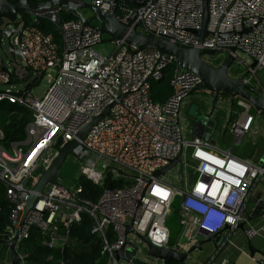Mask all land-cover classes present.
<instances>
[{
    "label": "built area",
    "instance_id": "1",
    "mask_svg": "<svg viewBox=\"0 0 264 264\" xmlns=\"http://www.w3.org/2000/svg\"><path fill=\"white\" fill-rule=\"evenodd\" d=\"M92 3L116 11L123 23L138 25L144 33L185 47L215 50L211 61L206 59L209 55L205 56L215 66L233 55L235 76L248 73L245 82L264 89V82L258 78L264 71V0H209L208 35L203 42L195 33L203 25V0ZM25 11L21 15L24 31L18 43L23 62L7 63L0 51V86H11L0 89V102L17 104L32 113L25 127L26 137L14 142L11 150L4 147L6 136L0 129V183L6 190L12 221L0 238L12 239L18 230L19 246L38 227L48 235L45 245L63 247L65 239L60 227L68 232L87 213L94 220L91 232L103 240L101 256L109 255L111 262L119 264L115 251L128 237L138 244L135 251L149 263L163 264L147 255L136 234H127V225L132 224L142 235L148 234L157 247L170 246L168 219L177 196L181 197L180 235L191 242L226 227L238 229L241 224L249 239L264 231V226H252L246 214L251 191L264 176V166L189 135L184 106L192 89L201 82L199 75L177 65L171 79L173 94L164 103L154 102L152 82L163 78L164 71L175 62L173 57L155 49L140 50L123 41L114 43L116 49L111 55L103 56L95 49L103 43V35L77 16L66 19L65 15L74 14L64 7ZM48 25L60 33V44L46 31ZM239 66L245 68L244 72L238 73ZM49 71V86L43 96H37L32 88ZM17 83L25 84L24 89L14 91L12 86ZM109 106V113L74 149L80 162L81 176L77 178L86 177L102 188L98 200L86 199L82 185L71 187L59 180L38 194L18 227L39 178L37 168H47L57 154L54 146L68 145L92 117L101 115ZM218 106L228 109L226 130L240 145L257 118L253 105L244 98L231 97L220 99ZM235 106L242 110L235 112ZM234 113L238 116L232 119ZM179 155L182 162L163 176L154 175ZM108 175L122 181L123 186H108ZM109 227L116 235L113 242L108 237ZM227 241L232 242L230 238ZM21 260L27 264L26 256L21 255ZM60 264L69 263L62 259ZM219 264L236 263L224 259Z\"/></svg>",
    "mask_w": 264,
    "mask_h": 264
},
{
    "label": "water",
    "instance_id": "2",
    "mask_svg": "<svg viewBox=\"0 0 264 264\" xmlns=\"http://www.w3.org/2000/svg\"><path fill=\"white\" fill-rule=\"evenodd\" d=\"M203 1V25L200 30L195 31L200 37V42H203L204 38L208 35L207 24L209 20V0ZM132 3L136 4L135 2ZM47 6L64 7L66 10L72 12L83 22L84 25L92 26L97 29L103 35L102 42L116 43L123 41L128 45L137 46L140 50H158L161 54L173 57L175 63L181 69L189 70L199 75L201 82L192 89L190 95L196 92H202L206 96L202 98V107L206 110L202 111L201 109L200 111L192 112L194 123L191 131L195 133L196 137L201 138L212 145H216L218 140L215 137L214 132L209 133L208 129L213 131L220 129L219 120L214 118L213 115L218 111V102L223 96L244 98L249 101L257 111L264 113V89L247 84L245 79L248 73L242 74L238 77L231 74L230 70L233 66L234 60L233 55H229L219 66H215L205 59L206 55H214L215 50L202 47H185L181 46L176 41L144 33L138 29V25L131 27L130 25L123 23L118 18L116 11L104 10L101 7L95 6L92 3V0H86L83 2L71 0H18L16 2H11L10 0H0V35H5L7 37L16 35V41L19 43L24 31V27L21 25V12L25 10L41 9ZM84 9L91 12L90 16H86L83 13L82 10ZM10 52L22 56L20 49H15L13 45H10ZM253 65H255V63ZM5 69L7 68L5 67ZM208 96H212L213 98L210 110H208V105L210 104ZM110 108L111 106L107 107L101 115L92 117L91 121L77 133V137L68 145L65 147L54 146L57 154L51 164L47 168H37L39 178L33 187V192L27 199L18 227L24 223L29 211L33 208L38 198V194L41 193L47 185L59 182V171L64 165L66 159L70 155L75 156L74 149L88 137L91 129L98 124L103 116L109 113ZM206 111L209 112L207 113ZM195 128H197L198 131H196ZM179 162H182L181 155L171 161L166 167L157 170L154 175L163 176L168 170L173 169ZM118 171L123 173L121 169H118ZM180 176L181 178L183 177L182 163ZM178 199L177 196L173 203L174 216L172 220H170L172 226L170 227L168 223L171 231L170 240L176 238L182 227L179 221L181 200ZM240 227L244 228V224H241ZM228 229L229 227H226L219 233L213 234L209 237L200 236V238L184 248L173 245L168 247H157L148 239V234L142 235L136 232L132 224L127 225V234L134 233L139 237L142 244L145 246L146 253L149 257L159 259L163 264H184L196 251L202 250L206 243L213 242L216 245V248H218V245L225 240L224 234ZM18 240V230L12 239L0 238V244L7 245L11 252L12 257L10 264H22L21 254L18 250ZM128 247H133L137 250L138 244L126 237L121 248L115 251L117 262H131V258L126 253ZM249 252L252 257H255L256 254H261L264 258V253L253 247L251 243L249 244ZM262 262V264H264V260H262Z\"/></svg>",
    "mask_w": 264,
    "mask_h": 264
},
{
    "label": "trees",
    "instance_id": "3",
    "mask_svg": "<svg viewBox=\"0 0 264 264\" xmlns=\"http://www.w3.org/2000/svg\"><path fill=\"white\" fill-rule=\"evenodd\" d=\"M10 1L16 2L18 0ZM25 14L26 11L21 12V15ZM65 17L66 19L76 18L75 15H65ZM46 31L53 35L56 43H61L60 33L54 26L48 25ZM176 66L177 64L174 62L164 71L162 79L152 82L151 97L154 102L164 103L173 94L174 89L171 86V79ZM0 111L6 114V138L11 137L14 141L24 139L26 137L25 127L32 119L31 111L8 101L0 102ZM77 184L82 185L84 189L83 196L94 202L98 200L102 193V188L86 177H81L77 181ZM106 184L111 187L123 186L122 181L112 180L111 175H108ZM9 205L5 187L0 183V233H5L7 227L12 226ZM173 216L174 212L168 219L170 227L172 226L170 220H172ZM93 224V218L87 213H83L82 221L73 225L68 232L61 226L60 235L64 236L65 243L63 247L55 248L45 245L48 235H44L38 227H34L31 236L19 244L18 250L21 255L26 256L27 264H60L62 259L66 260L69 264H109L111 263L110 256H101L103 247L102 238L91 232ZM181 228L178 234L181 233ZM108 230L109 240L113 242L116 235L112 227H109ZM1 238L7 239V236H2ZM170 244H173L172 241H170ZM10 258L11 252L8 250V246L0 244V264H10Z\"/></svg>",
    "mask_w": 264,
    "mask_h": 264
},
{
    "label": "crops",
    "instance_id": "4",
    "mask_svg": "<svg viewBox=\"0 0 264 264\" xmlns=\"http://www.w3.org/2000/svg\"><path fill=\"white\" fill-rule=\"evenodd\" d=\"M263 73V71L259 72V74ZM233 75H235L234 72ZM258 78H260V75ZM203 97L206 96L202 92H196L190 95L185 101L184 115L189 127L190 136H195V133L191 131L194 123L192 112L200 111L201 109L202 111L206 110L202 107ZM208 98L210 101L208 110H210L213 98L212 96H208ZM229 98L231 97L223 96L222 100H227ZM191 107H193V111H191ZM217 108L219 109L216 111L217 113H214L213 117L219 120L220 129L216 131L208 129L209 133L214 132L218 140L217 144L213 146L220 150H230L236 156L247 159L256 165L264 166V113L256 110L255 113L257 118L252 131L243 139L240 145H236L233 135L226 130L229 118L228 109L221 108L220 106ZM206 112L208 113L209 111ZM237 116L238 114H233L232 119H235ZM195 130L198 131L197 128H195ZM260 179L261 181H258L251 191L246 210L249 223L257 228L264 226V176ZM244 228L239 226L238 229L227 230L224 234L225 240L218 245V248H216L213 242L206 243L202 250L196 251L184 264H219L224 259L236 264H262V260H264L263 256L261 254H256L255 257H252L249 252V244L251 243L253 247L264 253V231L253 239H249L244 233ZM227 237L230 238L232 242L227 241ZM172 242L173 246L184 248L194 241L191 242L186 236L177 234ZM126 253L131 258V262L120 261L119 264H151L143 255L137 253L133 247H128ZM109 264L114 263L111 262Z\"/></svg>",
    "mask_w": 264,
    "mask_h": 264
},
{
    "label": "rangeland",
    "instance_id": "5",
    "mask_svg": "<svg viewBox=\"0 0 264 264\" xmlns=\"http://www.w3.org/2000/svg\"><path fill=\"white\" fill-rule=\"evenodd\" d=\"M83 13L86 16H90L91 12L87 9L82 10ZM10 45H13V47L15 49H18V43L16 41V35H13L12 37H7V36H3L0 35V51L2 52V55L4 56L5 60L7 61V63H9L10 61H18V62H23V57L21 55L18 54H14L10 52ZM95 49L102 54L103 56H109L111 55L115 49H116V45L112 42H103L98 44ZM208 61H211V57L207 56L206 58ZM245 68L243 66H239L238 68V73H242L244 72ZM264 72V71H263ZM52 74L51 71H49L48 73H46V75L44 76V78L42 80H40L38 83H36L33 88H32V92L35 93L37 96H43L44 92L46 91V89L49 86V80L50 77L49 75ZM261 80L264 82V73L263 74H259ZM15 86H12V89L14 91L16 90H23L24 89V85L23 83H17L14 84ZM11 87L10 85L7 86H0V89H5ZM191 111H193V107L190 108ZM242 110V108L235 106L234 107V111L235 112H240ZM253 113L256 112V109L253 108L252 109ZM236 114V113H234ZM5 122H6V114L2 111H0V129H2L5 132ZM6 133V132H5ZM16 142L14 140H12L11 137L6 138L3 141V145L6 149L11 150L13 148V143ZM80 162L77 161V159L75 158V156L70 155L64 165L62 166L61 170L59 171V180L61 182H64L65 184L73 187L77 184V181L79 180L78 178L81 176L80 172ZM78 175V178H77ZM178 200H181V198L178 196ZM173 241V240H170ZM173 243V242H172ZM172 245V244H170ZM5 261V260H4Z\"/></svg>",
    "mask_w": 264,
    "mask_h": 264
},
{
    "label": "flooded vegetation",
    "instance_id": "6",
    "mask_svg": "<svg viewBox=\"0 0 264 264\" xmlns=\"http://www.w3.org/2000/svg\"><path fill=\"white\" fill-rule=\"evenodd\" d=\"M230 72H231V74L233 75V72H234V71H233V66H232ZM234 73H235V72H234Z\"/></svg>",
    "mask_w": 264,
    "mask_h": 264
}]
</instances>
